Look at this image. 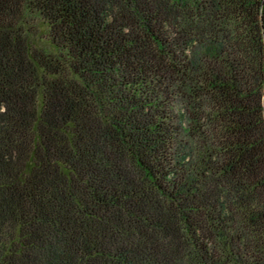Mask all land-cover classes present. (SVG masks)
Segmentation results:
<instances>
[{
	"label": "trees",
	"instance_id": "obj_1",
	"mask_svg": "<svg viewBox=\"0 0 264 264\" xmlns=\"http://www.w3.org/2000/svg\"><path fill=\"white\" fill-rule=\"evenodd\" d=\"M0 264H264V0H0Z\"/></svg>",
	"mask_w": 264,
	"mask_h": 264
}]
</instances>
